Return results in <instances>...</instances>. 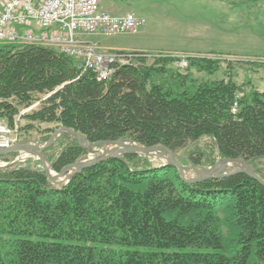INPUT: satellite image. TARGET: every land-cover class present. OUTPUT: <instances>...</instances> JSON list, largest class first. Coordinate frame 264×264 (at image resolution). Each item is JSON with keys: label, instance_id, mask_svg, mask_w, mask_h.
Instances as JSON below:
<instances>
[{"label": "trees", "instance_id": "1", "mask_svg": "<svg viewBox=\"0 0 264 264\" xmlns=\"http://www.w3.org/2000/svg\"><path fill=\"white\" fill-rule=\"evenodd\" d=\"M134 54L99 80L54 47L0 43V119L14 127L20 118L26 141L43 124L46 141L65 126L86 143L167 146L184 166L241 158L264 179V91L229 74L197 81L170 68L175 58L148 65L146 52ZM189 67L213 76L220 62L193 57ZM56 142L58 153L44 150L56 172L88 154L67 132ZM224 209L238 230L231 254L221 250ZM0 264H264V185L243 172L190 183L139 153L58 185L29 159L0 169Z\"/></svg>", "mask_w": 264, "mask_h": 264}, {"label": "rangeland", "instance_id": "2", "mask_svg": "<svg viewBox=\"0 0 264 264\" xmlns=\"http://www.w3.org/2000/svg\"><path fill=\"white\" fill-rule=\"evenodd\" d=\"M100 5L104 10L118 16L132 12L147 20L138 33L87 36L101 47L115 50H149L151 52L146 57L148 65L153 64L157 57H172L176 61L170 68L182 74L189 73L194 80L222 78L229 74L239 84L250 81L253 86L264 91V67L257 65L259 62H264V0H101ZM181 55L188 59V66L185 68L178 66L177 61L182 57ZM193 57L216 60L220 62V68L213 76H209L204 71L189 67L190 59ZM194 80L188 81L187 85L182 84L181 89L191 86ZM49 126L43 124L38 126V129L25 133L26 137L30 138L29 142L43 146L47 134L44 129ZM21 133L20 130V135ZM56 140L51 145L53 149L50 154L58 153L62 149L61 144H58ZM205 145H209L208 140H204L202 148L205 149ZM23 153L27 155L26 161L32 159L36 163L39 160L36 154L26 151ZM102 153H105L104 144L93 146L79 161L97 157ZM145 156L154 165L165 164L167 161L163 160V157L170 158L164 151L149 153ZM20 158H23L21 152H16L9 160L0 158V164L8 162L9 165H14L26 162L19 161ZM219 159L213 165L214 167L221 166ZM262 163L264 161L259 163L260 168L263 167ZM236 164L231 162L224 170L238 168ZM47 165L49 171L54 172L52 165L48 162ZM184 167L201 170L212 166L205 163L202 167H195L192 164ZM71 171L64 174L66 178L63 176L55 183L58 185L65 183ZM218 214L222 219L224 240V249L221 250L231 254L232 242L238 230L229 223L227 209L219 211Z\"/></svg>", "mask_w": 264, "mask_h": 264}, {"label": "built area", "instance_id": "3", "mask_svg": "<svg viewBox=\"0 0 264 264\" xmlns=\"http://www.w3.org/2000/svg\"><path fill=\"white\" fill-rule=\"evenodd\" d=\"M100 1L0 0V43L54 47L78 60L83 72L92 70L99 80H106L119 65H130L135 54L117 49L100 51V45L87 36L138 33L147 20L132 12L115 15L104 10ZM181 56L178 66L185 68L188 59ZM238 108L236 100L231 110L236 113ZM20 130V119L14 127L0 119V151L14 148L20 141ZM21 155L18 160L25 161L27 156L23 152Z\"/></svg>", "mask_w": 264, "mask_h": 264}, {"label": "water", "instance_id": "4", "mask_svg": "<svg viewBox=\"0 0 264 264\" xmlns=\"http://www.w3.org/2000/svg\"><path fill=\"white\" fill-rule=\"evenodd\" d=\"M63 132H67V133L75 136L78 139L79 143L88 149L93 147V146L103 145V144L104 145L105 144H116L118 146V148L116 149V152L112 153V154H108L105 152V153H102L101 155H99L97 157H93V158H89L87 160L75 162L71 165L66 166L61 172H56L54 170L55 175H52L51 172L49 171L48 167H47V160H46V157L44 155V150L46 148L50 147L54 143L55 139H57V137L60 136ZM18 151H26V152H30V153L38 155V158L41 160L44 170L46 171V173L49 176V179L53 180L54 182H56L58 179H61L64 176V174L67 173L69 170H72L66 179V183H68L75 173L83 170L86 167H90V166H92V165H94L100 161L108 159L110 157L121 158L126 153H139V154L148 155L149 153H153V152H157V151H164L171 158L165 164L173 165L178 170L182 179H184L185 181H188L190 183L201 182V181H204V180H206L208 178H212V177H220V176H226V175H231V174L243 172V173H246L247 175H249L250 177L256 179L262 185H264V179L258 174L257 170L254 169L249 162H247L241 158H238V159L221 158V159H219L221 166L218 169L202 172L200 174H197L196 176H193L191 178H187L182 174L181 169L184 166L179 162L176 153H174L167 146H164V145L145 146L143 144L136 143V142H133V141L127 140V139H119L115 142H101V141H99V142L86 143V138L83 135H81L79 132L74 131L72 129H69L65 126H61L60 128H58L50 136V138L45 142V144L43 146H39L36 143H31L29 141L24 140L22 142L17 143L14 146V148L11 150L0 151V156L6 155V154H9L12 152H18ZM231 162H236V163L242 162L244 164V166H240V167L235 168L233 170L225 171L224 168L227 167V165ZM212 167H214V166H212ZM2 168H6V166L0 165V169H2Z\"/></svg>", "mask_w": 264, "mask_h": 264}, {"label": "bare ground", "instance_id": "5", "mask_svg": "<svg viewBox=\"0 0 264 264\" xmlns=\"http://www.w3.org/2000/svg\"><path fill=\"white\" fill-rule=\"evenodd\" d=\"M101 47V46H100ZM103 50H115V49H105L103 47H101L100 51ZM147 56V55H145ZM132 61H133V58H131V62L130 64H132ZM116 147L117 145L116 144H105V152L108 153V154H112V153H115L116 152ZM101 150V149H100ZM93 158V157H92ZM164 159L163 160H166V161H169L171 158H165L163 157ZM236 165H238L239 167L240 166H244V164L242 162H239L237 163ZM48 166V165H47ZM219 167H211V168H205V169H201V170H191V169H187L185 167H183L181 170H182V174L187 177V178H191L193 176H196L197 174H200L202 172H206V171H209V170H214V169H218ZM52 175H55V172L50 171ZM66 175V174H65ZM65 177V176H64ZM66 178V177H65Z\"/></svg>", "mask_w": 264, "mask_h": 264}, {"label": "crops", "instance_id": "6", "mask_svg": "<svg viewBox=\"0 0 264 264\" xmlns=\"http://www.w3.org/2000/svg\"><path fill=\"white\" fill-rule=\"evenodd\" d=\"M124 15V14H123ZM141 51H147V52H151V51H149V50H141ZM153 52V51H152Z\"/></svg>", "mask_w": 264, "mask_h": 264}]
</instances>
